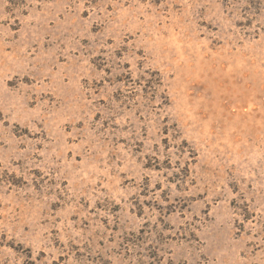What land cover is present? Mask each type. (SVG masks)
Returning <instances> with one entry per match:
<instances>
[{
	"label": "rangeland",
	"instance_id": "374dc122",
	"mask_svg": "<svg viewBox=\"0 0 264 264\" xmlns=\"http://www.w3.org/2000/svg\"><path fill=\"white\" fill-rule=\"evenodd\" d=\"M0 264H264V0H0Z\"/></svg>",
	"mask_w": 264,
	"mask_h": 264
}]
</instances>
